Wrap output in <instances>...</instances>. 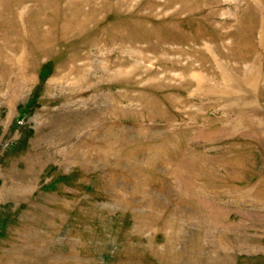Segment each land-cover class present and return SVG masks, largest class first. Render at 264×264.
Returning <instances> with one entry per match:
<instances>
[{
  "label": "rangeland",
  "instance_id": "1",
  "mask_svg": "<svg viewBox=\"0 0 264 264\" xmlns=\"http://www.w3.org/2000/svg\"><path fill=\"white\" fill-rule=\"evenodd\" d=\"M0 264H264V0H0Z\"/></svg>",
  "mask_w": 264,
  "mask_h": 264
}]
</instances>
